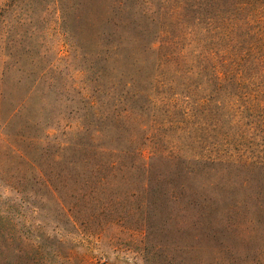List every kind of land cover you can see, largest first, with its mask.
Returning a JSON list of instances; mask_svg holds the SVG:
<instances>
[{"label": "trees", "instance_id": "1", "mask_svg": "<svg viewBox=\"0 0 264 264\" xmlns=\"http://www.w3.org/2000/svg\"><path fill=\"white\" fill-rule=\"evenodd\" d=\"M19 1L93 11L103 35L94 79L99 104L110 107L106 116L138 120L140 128L151 130L142 138L149 155L142 154L143 147L134 148L144 178L127 196L106 195L117 184L120 161L115 157L81 174L78 197L70 205L37 175L67 220L94 224L98 234L107 222L129 230L127 222L135 219L147 235L151 220L164 219L168 202L178 200V212L194 213L209 231L204 233V225L197 235L183 231L180 264H192V252L203 248L195 247L197 239L204 235L215 243L205 247L213 264H264V0H159L162 25L156 39L148 43L142 31L133 30L136 56L124 54L127 38L114 34L117 20L127 19L121 17L124 0ZM149 52L155 74L142 83L136 75L126 77L123 69L136 72L137 60L148 59ZM160 129L165 133L157 138ZM162 143L164 148L158 147ZM98 148L102 155L117 150L106 144ZM186 150L194 156L181 154ZM152 157L173 165L175 184L165 178L166 171L149 177ZM193 179L199 188L194 189ZM244 189L246 197H237ZM218 220L224 223L217 225Z\"/></svg>", "mask_w": 264, "mask_h": 264}, {"label": "rangeland", "instance_id": "2", "mask_svg": "<svg viewBox=\"0 0 264 264\" xmlns=\"http://www.w3.org/2000/svg\"><path fill=\"white\" fill-rule=\"evenodd\" d=\"M158 3L124 0L121 17L127 19L119 18L114 32L127 38L124 54L136 56L137 45L131 40L135 29L148 43L156 39L162 25ZM92 12L0 0V264H180L183 231L191 236L203 229L204 221L198 222L194 213L181 215L180 202L170 200L164 219L153 218L147 235L135 219L127 222L129 230L107 222L97 234L94 224L69 222L37 177L55 187L67 205L78 197L81 174L88 175L95 164L105 167L114 157L120 169L108 197L127 196L144 178L142 163L133 151L143 147L142 154L149 155L142 138L151 130L140 128L138 120L106 116L110 107L99 104L94 79L103 35ZM148 55L137 60L136 72L124 68L125 76L136 75L141 83L150 79L156 70L153 53ZM16 105L21 107L12 114ZM164 133L160 129L157 138ZM101 144L117 150L102 155ZM181 154L194 156L191 150ZM147 168L152 180L159 170L166 171L165 178L175 184L174 167L168 162L152 157ZM192 184L199 188L194 179ZM173 187L175 194L177 187ZM246 193L239 190L237 197ZM204 230L209 232L205 225ZM195 242L196 238L189 241ZM233 243L241 247L238 238ZM214 246L206 235L197 239L195 247L203 248L192 252L191 263L213 264L205 247Z\"/></svg>", "mask_w": 264, "mask_h": 264}]
</instances>
